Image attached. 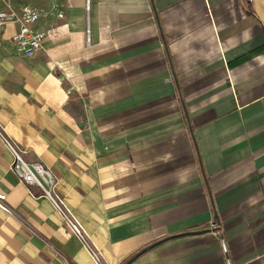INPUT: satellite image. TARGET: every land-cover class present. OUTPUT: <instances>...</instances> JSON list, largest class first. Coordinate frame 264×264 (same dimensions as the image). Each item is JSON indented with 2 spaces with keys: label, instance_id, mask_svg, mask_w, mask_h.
<instances>
[{
  "label": "crops",
  "instance_id": "obj_1",
  "mask_svg": "<svg viewBox=\"0 0 264 264\" xmlns=\"http://www.w3.org/2000/svg\"><path fill=\"white\" fill-rule=\"evenodd\" d=\"M0 126L102 264H264V0H17ZM0 140V264H97ZM33 193V194H32Z\"/></svg>",
  "mask_w": 264,
  "mask_h": 264
},
{
  "label": "built area",
  "instance_id": "obj_2",
  "mask_svg": "<svg viewBox=\"0 0 264 264\" xmlns=\"http://www.w3.org/2000/svg\"><path fill=\"white\" fill-rule=\"evenodd\" d=\"M13 1L17 0H0V28H3L12 20L20 23L19 32L13 37V41L26 56L32 57L42 48V37L35 31L31 30L23 23V20L18 17L12 9ZM0 140L12 154L13 162L11 165V171L28 188H37L40 191L41 196L50 201L72 233L79 239L84 247L88 249L92 259L97 264H102L100 250L91 242L82 225L75 219L70 210L66 207L64 200L59 195L57 191V178L51 169L41 161H26L23 157L24 152L9 139L1 126ZM5 202L6 196L0 193V209L9 212L10 210Z\"/></svg>",
  "mask_w": 264,
  "mask_h": 264
}]
</instances>
